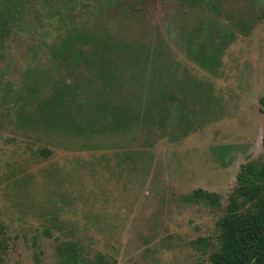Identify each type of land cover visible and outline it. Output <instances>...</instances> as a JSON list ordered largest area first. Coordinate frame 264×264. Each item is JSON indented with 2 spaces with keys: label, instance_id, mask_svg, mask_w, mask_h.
<instances>
[{
  "label": "rangeland",
  "instance_id": "obj_1",
  "mask_svg": "<svg viewBox=\"0 0 264 264\" xmlns=\"http://www.w3.org/2000/svg\"><path fill=\"white\" fill-rule=\"evenodd\" d=\"M2 11L0 264H211L240 165L264 163V0Z\"/></svg>",
  "mask_w": 264,
  "mask_h": 264
},
{
  "label": "trees",
  "instance_id": "obj_2",
  "mask_svg": "<svg viewBox=\"0 0 264 264\" xmlns=\"http://www.w3.org/2000/svg\"><path fill=\"white\" fill-rule=\"evenodd\" d=\"M0 0V42L8 29V20ZM264 113V96L259 99ZM264 149V136L262 138ZM186 200L219 207L215 194L196 190ZM219 248L210 256L211 264H264V163L241 164L235 187L228 197L224 214L217 221ZM64 262L76 261L74 247L64 249Z\"/></svg>",
  "mask_w": 264,
  "mask_h": 264
}]
</instances>
